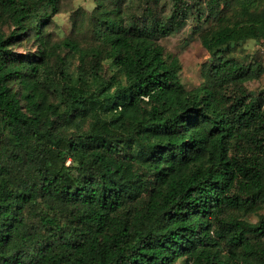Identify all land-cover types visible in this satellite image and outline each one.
I'll return each mask as SVG.
<instances>
[{"label": "trees", "instance_id": "trees-1", "mask_svg": "<svg viewBox=\"0 0 264 264\" xmlns=\"http://www.w3.org/2000/svg\"><path fill=\"white\" fill-rule=\"evenodd\" d=\"M61 2L0 0V264H264V67L228 55L264 0H96L87 45L53 42ZM204 17L188 89L162 39Z\"/></svg>", "mask_w": 264, "mask_h": 264}, {"label": "rangeland", "instance_id": "rangeland-1", "mask_svg": "<svg viewBox=\"0 0 264 264\" xmlns=\"http://www.w3.org/2000/svg\"><path fill=\"white\" fill-rule=\"evenodd\" d=\"M96 6V0H62L60 12L54 15L48 25V32L52 35L53 42L56 41L58 43L68 37H75L83 45L90 44L91 39L87 34L88 31L84 30L80 33L82 30L75 27L74 21L75 18L81 17L85 13L90 16ZM212 23V19L204 17L199 28H195V22L189 19L182 30L162 39L166 52L173 53L179 58L181 62L180 78L188 89H193L202 83L204 64L211 59V55L203 46L199 34L202 29L209 28ZM13 27L12 22H7L5 25V29L8 32L13 30ZM37 49L38 43L33 41L22 42L14 48L16 53H21L25 56L34 54ZM66 52L67 50L63 49L61 56L66 57L70 70L76 72L78 60L72 54H66ZM228 55L246 64L258 62L264 67V41L252 39L232 45L228 50ZM241 87L249 93H255L258 89L263 88L264 71L258 78L243 83ZM54 97L55 95L52 96V99ZM260 213H264V210ZM247 218L257 221L256 214H250ZM175 264H182V260Z\"/></svg>", "mask_w": 264, "mask_h": 264}]
</instances>
